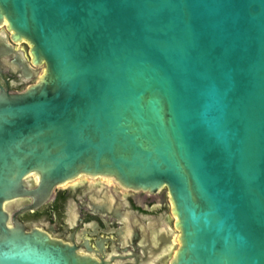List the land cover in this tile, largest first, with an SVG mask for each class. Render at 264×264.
I'll list each match as a JSON object with an SVG mask.
<instances>
[{"label": "water", "instance_id": "water-1", "mask_svg": "<svg viewBox=\"0 0 264 264\" xmlns=\"http://www.w3.org/2000/svg\"><path fill=\"white\" fill-rule=\"evenodd\" d=\"M0 28L39 69L0 87V264H117L18 218L80 178L166 191L142 264H264V0H0Z\"/></svg>", "mask_w": 264, "mask_h": 264}, {"label": "flooded vegetation", "instance_id": "flooded-vegetation-1", "mask_svg": "<svg viewBox=\"0 0 264 264\" xmlns=\"http://www.w3.org/2000/svg\"><path fill=\"white\" fill-rule=\"evenodd\" d=\"M20 44L26 50L10 40L5 28H0V87L10 93L23 91L34 81L22 75L17 65L19 58L32 75L39 70L30 63L28 44ZM165 193L125 191L108 180L80 178L73 185L56 189L52 199L30 216L23 214L18 218L28 226L37 223L52 237L74 244L81 254L114 259L117 264H136L131 258L136 254L138 264H142L146 238L153 237L151 242H158L162 235L174 230L173 221L171 225L168 221L167 211L171 213ZM175 245L176 236L172 247ZM167 248L161 253L171 246ZM163 260L155 257L150 264H162Z\"/></svg>", "mask_w": 264, "mask_h": 264}, {"label": "rangeland", "instance_id": "rangeland-1", "mask_svg": "<svg viewBox=\"0 0 264 264\" xmlns=\"http://www.w3.org/2000/svg\"><path fill=\"white\" fill-rule=\"evenodd\" d=\"M18 45H22L21 47L23 48V49H25L26 50V46L25 45H23V44H18ZM41 72H42V69H41V71H39V73H38V75H37V77L41 74ZM79 180V179H78ZM78 180H76V181H74V182H72V183H70V185H73V184H75ZM162 192H166L165 190H163ZM165 194H167V193H165ZM166 203V202H165ZM168 207H170V205L168 204L167 205V208ZM167 214H168V221H169V225H171L172 224V221H173V217L169 214V212L167 211ZM31 214H29V215H27V216H30ZM27 216H25V219H29V217H27ZM161 231V230H160ZM176 245H178L177 243H176ZM167 247V245H164L161 249H160V251H163L165 248ZM169 258L170 257H167V258H165L163 261H162V264H167V262H168V260H169Z\"/></svg>", "mask_w": 264, "mask_h": 264}, {"label": "bare ground", "instance_id": "bare-ground-1", "mask_svg": "<svg viewBox=\"0 0 264 264\" xmlns=\"http://www.w3.org/2000/svg\"><path fill=\"white\" fill-rule=\"evenodd\" d=\"M102 180H108V179H102ZM108 181H111V180H108ZM111 182H112V181H111ZM67 185H68V184H67ZM172 237H173V240H172V242H171V244H170L171 248H170V250H168L167 252L171 251V249L173 248L172 245H173V241H174L175 235H173ZM166 248H167V247H166ZM167 249H168V248H167Z\"/></svg>", "mask_w": 264, "mask_h": 264}]
</instances>
